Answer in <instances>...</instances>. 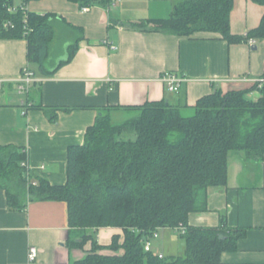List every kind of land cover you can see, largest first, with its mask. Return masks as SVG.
Returning <instances> with one entry per match:
<instances>
[{"label":"crops","instance_id":"0c3cea01","mask_svg":"<svg viewBox=\"0 0 264 264\" xmlns=\"http://www.w3.org/2000/svg\"><path fill=\"white\" fill-rule=\"evenodd\" d=\"M177 1L110 0L109 6L94 5L86 12L68 0L26 4L28 12L56 15L51 52L57 61L66 57L75 29L83 31L73 59L51 77L36 75L41 81L24 95L16 81L28 64L27 42L0 40V145L27 151L33 181L46 179L51 185H64L69 148L83 145L87 129L110 108L162 100L192 107L216 90L223 94L245 90L263 77L264 41H255L254 46L229 44L215 33L177 37L127 27L169 18ZM263 15V6L234 0L231 32L246 35L259 26ZM31 68L37 69L35 65ZM165 72L185 78L178 93L169 92L161 82ZM44 109L56 113L55 122ZM125 114L113 110L112 118L122 122ZM222 220L229 228L245 229L246 234L237 250L223 253L220 264H264V159L251 161L244 153L231 154L227 185L209 188L207 211L189 215L191 226L217 227ZM93 233L102 246H109L114 236L120 237V244L124 241L120 228ZM73 236L77 234L72 232ZM177 236L174 229H160L152 251L164 257L177 256L185 248L184 240L180 238L183 244H178ZM69 237L66 203L31 202L23 211L11 210L6 192L0 189V264H71L85 258L91 243L70 250L66 245ZM178 245L179 251H174ZM31 248L37 249L33 262L29 260ZM100 253L115 254L109 250Z\"/></svg>","mask_w":264,"mask_h":264},{"label":"trees","instance_id":"16d2710c","mask_svg":"<svg viewBox=\"0 0 264 264\" xmlns=\"http://www.w3.org/2000/svg\"><path fill=\"white\" fill-rule=\"evenodd\" d=\"M30 1L19 6L26 8ZM68 1L81 8L110 5V0ZM251 1L264 7V0ZM11 6L14 0H0V40H25L29 69L35 76H53L76 55L83 31L75 29L66 57L57 61L51 52L56 15L20 9L11 14ZM233 8L234 0H180L169 18L127 27L177 37L215 33L229 44L264 41V15L246 35L231 32ZM7 22L12 26L5 27ZM113 110L129 116L117 123ZM44 111L55 122L56 113ZM233 153H244L251 161L264 159V83L226 94L216 90L192 107L162 100L108 109L87 129L85 143L69 148L64 185L33 181L22 166L27 151L0 145V189L11 210L23 211L31 202L66 203L67 247L84 249L91 243L86 257L71 264H220L223 253L237 250L246 230L229 228L224 220L217 227L191 226L189 215L207 211L209 188L227 185ZM180 226L185 227L184 233L177 232L185 242L182 255L160 258L145 251L154 232ZM109 227L123 230L122 244L119 236L109 246L97 242L93 231ZM104 250L115 254L103 255Z\"/></svg>","mask_w":264,"mask_h":264},{"label":"built area","instance_id":"2783aa9c","mask_svg":"<svg viewBox=\"0 0 264 264\" xmlns=\"http://www.w3.org/2000/svg\"><path fill=\"white\" fill-rule=\"evenodd\" d=\"M118 0H112V2H117ZM20 10H27L25 7L23 6H11L9 7L8 11L11 14L17 13V11ZM89 7H84L83 11H88ZM5 27L8 26H12L11 22H7L4 24ZM108 43V42H107ZM255 40H250L249 44L254 46L255 45ZM111 49L115 50L116 47L115 46H110ZM161 82L166 86L167 90L171 93H178L181 89V86L183 84V82L185 81V78L178 76L177 74L173 73V72H165L161 75L160 77ZM41 80L36 78L35 74L33 73V71H31L29 69L28 66H26L23 71H22V76L16 81L17 87H18V91L20 94L24 95L27 94L30 90V87L35 84L40 82ZM0 82V86H1ZM253 84L257 83L259 85L264 83V78L261 79H257L252 81ZM23 167H25V169L28 171V175L30 177V172H31V168L29 165L28 160L25 161L22 164ZM44 168V166H42V169ZM36 184V183H34ZM177 232H185V227L184 226H180L177 229H175ZM159 231V230H158ZM158 231L154 232L153 235L151 236V238L149 240H147L144 244V249L146 252H151L152 251V240H154L155 238L158 237ZM37 257V249L36 248H31L30 249V253H29V260L31 262H33ZM160 258H163V255H159Z\"/></svg>","mask_w":264,"mask_h":264},{"label":"rangeland","instance_id":"374dc122","mask_svg":"<svg viewBox=\"0 0 264 264\" xmlns=\"http://www.w3.org/2000/svg\"><path fill=\"white\" fill-rule=\"evenodd\" d=\"M14 2L17 3L18 0H15ZM252 97L255 98L256 96L252 95ZM122 116H123V115H122ZM128 116H129V115H126V114H125V115L123 116V118H121V119H123L122 121H124L125 119H127ZM113 120L116 121L115 119H113ZM117 123H120V122H117ZM130 138L135 139V136H134V135H131ZM176 238L178 239V244H183L181 241H179V240H181V239H180L178 236H177ZM152 241H153V240H152ZM179 249H180V245H178L177 248L175 247V248H174V251H175V250H176V251H177V250L179 251ZM184 250H185V248H184ZM184 250H183L182 252H180V254H177V256H178V255H182V254L184 253ZM176 253H179V252H176Z\"/></svg>","mask_w":264,"mask_h":264}]
</instances>
